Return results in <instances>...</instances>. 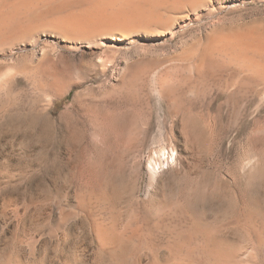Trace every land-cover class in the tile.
Instances as JSON below:
<instances>
[{
	"label": "rangeland",
	"instance_id": "rangeland-1",
	"mask_svg": "<svg viewBox=\"0 0 264 264\" xmlns=\"http://www.w3.org/2000/svg\"><path fill=\"white\" fill-rule=\"evenodd\" d=\"M0 1V264H68L90 249L91 220L110 222L113 209L120 229L141 222L149 155L165 144L181 163L162 176L169 198L205 186L198 204L236 242L235 263L264 264V0H104L126 19L95 20L80 13L96 0L15 13L20 0ZM244 200L255 230L236 226Z\"/></svg>",
	"mask_w": 264,
	"mask_h": 264
},
{
	"label": "bare ground",
	"instance_id": "bare-ground-1",
	"mask_svg": "<svg viewBox=\"0 0 264 264\" xmlns=\"http://www.w3.org/2000/svg\"><path fill=\"white\" fill-rule=\"evenodd\" d=\"M12 1V0H11ZM36 0H20L18 3H15L13 6H10V13H15L18 12L21 8L23 7H28L30 6L33 2ZM91 1V0H90ZM94 1V0H93ZM98 1V2H97ZM112 1V0H110ZM117 3V0H114ZM171 1V0H170ZM1 2V1H0ZM77 2V1H76ZM129 2V1H127ZM162 2V1H161ZM75 3V2H74ZM94 4L90 7H84L87 8L83 13L81 11V17L83 19H87L85 17L90 16L95 20V18H100V16L104 18V15H111L116 19V18H124L126 13V10H121L122 8H117L119 10L116 11V5L114 4L113 6L114 9H112V3L109 4L107 1L105 2L96 0L93 2ZM132 3V2H131ZM130 3V4H131ZM149 3V2H148ZM92 4V3H91ZM120 5V4H119ZM139 6V4H137ZM152 5V4H151ZM177 5V4H176ZM80 6V5H79ZM126 6V4H125ZM129 6V5H128ZM144 6V4H143ZM155 4L153 5V7ZM175 6V5H174ZM9 7V6H8ZM80 7V9H83ZM124 7V6H123ZM152 7V8H153ZM144 8V7H141ZM155 8V7H154ZM165 8V7H164ZM137 9V8H136ZM167 9V8H166ZM24 10V9H23ZM148 10V9H147ZM22 11V10H21ZM137 11V10H136ZM142 11V10H141ZM1 12V11H0ZM74 12V11H73ZM128 12V9H127ZM135 11H133L134 13ZM140 12V10H139ZM22 13H24L22 11ZM124 13V14H123ZM159 13V12H158ZM129 14V12H128ZM12 15V14H11ZM16 15V14H15ZM19 15V14H18ZM64 15V14H63ZM71 15V13H70ZM87 15V16H85ZM117 15V16H116ZM132 15V14H131ZM99 16V17H98ZM110 16V17H112ZM138 16V15H137ZM0 17H6V16H1ZM15 17V16H14ZM13 17V18H14ZM21 17V15H20ZM23 17V15H22ZM110 18L109 16H107ZM16 18V17H15ZM14 18V19H15ZM71 18V17H70ZM69 18V19H70ZM106 18V19H108ZM22 19V18H21ZM63 19V18H62ZM68 19V18H67ZM80 17L78 18V20ZM106 19L104 22H106ZM126 19V17H125ZM142 19V18H141ZM7 20V18H5ZM13 20V19H12ZM77 20V21H78ZM124 20V19H122ZM128 20V19H127ZM130 20V19H129ZM15 21V20H14ZM91 21V20H90ZM102 21V19H101ZM111 21V19H110ZM109 20L107 22H110ZM113 21V20H112ZM115 21V20H114ZM113 21V22H114ZM141 21V20H140ZM76 22V21H75ZM103 22V21H102ZM119 22V21H118ZM121 22V21H120ZM6 23V22H5ZM18 23V22H17ZM21 23V22H20ZM25 23V22H24ZM83 23V22H82ZM11 24V23H10ZM76 24V23H75ZM108 24V23H107ZM119 24V23H118ZM22 25V24H21ZM65 25H68L66 23ZM2 26V25H1ZM17 26V25H16ZM15 26V27H16ZM23 26V25H22ZM14 27V28H15ZM27 27V26H26ZM79 27V25H78ZM8 28V27H7ZM10 28V27H9ZM118 28V27H117ZM87 29V27L85 28ZM6 30V29H5ZM118 30H120L118 28ZM92 31V30H91ZM121 32L124 31L123 29L120 30ZM77 32V31H76ZM237 32V31H236ZM240 32V31H239ZM233 33V32H232ZM251 33V32H250ZM86 34V33H85ZM79 35V34H78ZM228 35V34H227ZM240 35V34H238ZM86 36V35H85ZM90 36V35H89ZM233 36V35H232ZM235 36V35H234ZM246 36V35H245ZM252 36V35H251ZM81 37V36H79ZM78 37V38H79ZM224 37V36H223ZM240 37V36H239ZM253 37V36H252ZM251 37V38H252ZM221 38V37H220ZM219 39V38H218ZM224 39V38H223ZM228 39V38H227ZM235 39V38H234ZM240 39V38H239ZM80 40V39H79ZM226 40V38H225ZM232 40V39H231ZM251 40V39H250ZM133 41V40H132ZM224 41V40H223ZM74 42V41H73ZM217 42V40H216ZM215 43V42H214ZM218 43V42H217ZM221 43V42H219ZM253 43V42H252ZM251 43V44H252ZM212 44V43H211ZM216 44V43H215ZM231 45V43H230ZM223 46V45H222ZM227 46V45H226ZM224 46V47H226ZM250 46V45H249ZM223 47V48H224ZM229 48V46H227ZM237 47V46H236ZM258 47V46H257ZM264 47V46H263ZM234 48V47H233ZM249 48V47H248ZM260 48V47H259ZM258 48V49H259ZM206 49V48H205ZM210 49V48H209ZM226 49V48H225ZM227 50V49H226ZM231 50V49H230ZM236 50V49H235ZM263 51V50H262ZM218 52V51H217ZM230 52V51H229ZM228 52V53H229ZM239 52V51H238ZM237 52V53H238ZM260 52V51H259ZM223 54V52H221ZM227 53V52H226ZM248 53V52H247ZM217 54V53H215ZM240 54V53H239ZM263 54V53H262ZM211 55V53L209 54ZM219 55V54H218ZM217 55V56H218ZM227 55V54H226ZM206 56V55H205ZM232 56V55H230ZM235 56V55H234ZM210 57V56H209ZM237 57V56H236ZM238 58V57H237ZM207 59V58H206ZM205 59V60H206ZM219 59V58H217ZM221 59V58H220ZM216 60L208 58V61ZM237 59H235L236 61ZM239 60V59H238ZM203 61V60H202ZM206 60V63L208 62ZM231 62V60H229ZM194 62V61H193ZM226 64L227 60L223 61ZM219 64L220 66L224 64ZM233 62V61H232ZM245 62V61H244ZM205 63V62H203ZM203 63H190L189 67L191 69H194L195 72L200 76L202 75V70H203ZM210 63V62H209ZM210 63V64H211ZM215 62H213L214 64ZM139 64V63H138ZM218 64V63H215ZM238 64V63H237ZM228 65V64H227ZM224 65V66H227ZM239 65V64H238ZM236 65L235 67H237ZM247 65V64H246ZM250 65V64H248ZM219 66V67H220ZM221 66V67H222ZM240 66V65H239ZM187 67V66H186ZM188 67V68H189ZM211 67V66H210ZM214 67V66H213ZM217 67V66H216ZM220 67V68H221ZM242 67V66H241ZM257 67V66H256ZM262 68L264 67L263 65L261 66ZM239 68V67H237ZM252 68V66H251ZM254 68V67H253ZM225 69V68H224ZM244 69V68H243ZM129 70V69H128ZM147 70V69H145ZM260 70V69H259ZM214 71V70H213ZM240 71V69L238 70ZM251 70H248V73ZM255 71V69H254ZM236 72V71H235ZM260 72V71H259ZM263 72V71H261ZM143 73V71H142ZM146 73V72H145ZM144 73V74H145ZM204 73V72H203ZM247 73V74H248ZM254 73V72H253ZM140 74V73H139ZM152 74V73H151ZM133 75V74H132ZM136 74L135 76H137ZM142 75V74H141ZM146 75V74H145ZM254 75V74H253ZM250 75H246L248 77V80L251 78L252 81L256 80L254 77L257 75L255 73L254 77ZM264 75V74H263ZM131 76V74H130ZM134 77V76H132ZM246 77V78H247ZM250 77V78H249ZM258 77V76H256ZM260 78H262L260 76ZM132 80V78H130ZM136 78H133V80ZM264 79V78H262ZM228 80V79H227ZM205 81V80H204ZM214 81V80H213ZM229 81V80H228ZM235 81V80H234ZM258 81V80H257ZM264 81V80H263ZM122 83H125L124 79L121 81ZM130 82V81H129ZM132 82V81H131ZM138 82V81H137ZM256 82V81H255ZM210 83V82H209ZM238 83L239 80H238ZM134 83H132L133 85ZM163 84V82H162ZM194 84V83H193ZM120 85V84H119ZM130 85V84H129ZM166 85V84H165ZM208 85V82H207ZM125 86V85H124ZM163 86V85H162ZM227 86V85H226ZM229 86V85H228ZM238 86V85H236ZM126 87V86H125ZM138 87V86H137ZM239 87V86H238ZM237 87V88H238ZM123 88V87H122ZM136 88V87H135ZM197 88V87H196ZM165 89V87H164ZM170 89V88H169ZM200 90V89H199ZM245 91V90H244ZM112 115V114H111ZM104 117V116H103ZM99 119V118H98ZM121 119V118H120ZM109 120V119H108ZM117 120V119H116ZM103 122V121H102ZM129 122V121H128ZM121 125L120 123H118ZM133 124V123H131ZM123 125V124H122ZM101 126V125H100ZM110 126V125H109ZM126 126V125H125ZM130 126V125H129ZM123 127V126H122ZM121 127V128H122ZM186 127V126H184ZM183 127V128H184ZM205 127V126H204ZM209 127V126H208ZM194 128V127H193ZM207 128V127H206ZM107 130V129H106ZM118 133V132H117ZM203 134V133H202ZM187 135V134H186ZM211 136V135H210ZM119 137V136H118ZM125 137V136H123ZM114 138V137H113ZM213 138V137H212ZM143 139V138H142ZM115 141V140H114ZM125 141V140H124ZM123 141V142H124ZM118 142V140H117ZM120 142V141H119ZM96 143V142H95ZM169 143V142H168ZM135 144V141H134ZM137 144V143H136ZM118 144H116L117 147ZM121 145V144H120ZM119 145V146H120ZM193 145V144H192ZM114 146V145H113ZM112 146V147H113ZM115 147V148H116ZM114 148V149H115ZM119 148V147H118ZM201 149V148H200ZM93 151V149H92ZM177 148L173 144H165L164 146H161L159 148H154L153 151L149 155V165H148V170H149V186L147 189V198L144 202L145 205L143 208L145 209V213H148L144 215L145 218L140 222L138 220L135 221L136 226L132 227V223H129L130 228L126 227L123 229L119 228V221L118 217H113L115 215V211L111 212V217L113 218L112 221L106 222L105 219H103V216L99 217L98 219H92L91 220V226H92V231L89 235V248L88 250L84 249V247H81L80 253L77 255L74 253L73 255H68L66 257V260L68 264H100L101 257L108 258L109 261L111 262L110 264H236L235 263V258L239 255V252L236 247V242L228 239L226 236V230L224 225L218 224L216 221L210 220L208 214L206 213V209L202 206V204L199 201L203 200L204 196L203 195H208L206 194L205 186L201 187L204 188L200 190L199 194L196 192L189 191V188H182V190L178 193L179 196L177 197L176 200H171L169 198L167 189L163 190L162 185H161V179L163 174L171 171L172 169H175L179 164H181L178 161V155H177ZM82 152V151H81ZM116 153V152H115ZM107 154V153H105ZM257 156V155H256ZM87 157V156H86ZM107 158V157H106ZM259 160V159H258ZM79 161V160H78ZM181 161V160H180ZM261 161V160H259ZM102 162V161H101ZM88 163V162H87ZM139 163V161L137 162ZM253 163V162H252ZM255 164V163H254ZM84 165V164H83ZM79 166V165H78ZM82 166V165H81ZM80 166V167H81ZM106 166V165H105ZM254 166V165H253ZM107 167V166H106ZM82 168V167H81ZM96 169V168H95ZM83 170V169H82ZM98 170V169H97ZM109 171V169L107 170ZM85 172V171H84ZM105 172V171H104ZM182 172V171H181ZM170 173V172H169ZM93 174V173H92ZM104 174V173H103ZM109 174V172H108ZM173 174V173H172ZM181 174V173H180ZM175 175V174H174ZM110 177V175L108 176ZM104 179V178H103ZM110 179V178H109ZM175 179V177H174ZM102 180V179H101ZM109 182V180H107ZM176 181V180H175ZM203 181V180H202ZM101 183V182H100ZM174 183V182H173ZM95 184V183H94ZM172 184V183H171ZM105 185V184H104ZM175 185V184H174ZM173 185V186H174ZM177 185V184H176ZM100 186V185H99ZM103 186V185H101ZM104 187V186H103ZM171 187V186H170ZM187 187V186H186ZM212 187V186H210ZM176 188V186H175ZM94 189V188H93ZM100 189V188H99ZM170 189V188H169ZM79 191V189L77 188ZM103 190V189H102ZM198 189H196L197 191ZM209 190V188H208ZM213 190V189H212ZM76 191V189H75ZM116 191V190H115ZM125 191V190H124ZM166 191V192H165ZM211 191V190H210ZM103 192H105L103 190ZM126 192V191H125ZM218 192V191H217ZM71 193V192H70ZM106 193V192H105ZM103 193V194H105ZM119 194V192H117ZM214 193V192H213ZM99 194V193H98ZM115 194V193H113ZM121 194V193H120ZM119 194V195H120ZM171 194V193H170ZM99 195H102L101 192ZM108 195V194H107ZM112 195V194H111ZM119 195H116L114 197H118ZM103 196V195H102ZM109 196V195H108ZM168 196V197H167ZM212 197V196H211ZM245 197V195H244ZM82 198V197H81ZM80 198V201H81ZM97 198V197H96ZM108 198V197H107ZM113 197H111L112 199ZM99 199V198H98ZM214 199V198H213ZM102 201V198L99 199L98 201ZM248 200V199H247ZM247 200H244V204L242 203V210L244 212L241 214L242 217L239 216V218L236 221V226L241 228V231L247 230L249 231L251 228L255 230V220L252 219L253 212L252 211V204L248 203ZM106 201V200H105ZM109 201V200H108ZM113 201L115 199L113 198ZM112 201V202H113ZM209 201V200H208ZM40 203V201H38ZM87 202V201H86ZM97 202V201H96ZM80 203V202H79ZM93 203V202H92ZM107 203V202H106ZM78 204V203H77ZM82 204V203H81ZM98 204V203H97ZM117 204V202H116ZM196 204L198 206L200 205V211L197 210ZM100 205V204H98ZM113 205H115L113 203ZM80 206V204H79ZM91 206V205H90ZM126 206V205H125ZM136 206V205H135ZM101 207V206H100ZM115 207V206H114ZM99 208V207H98ZM107 208V207H106ZM223 208V207H222ZM221 208V209H222ZM255 208V207H254ZM89 209V208H88ZM105 209V208H104ZM196 209V210H195ZM211 209V208H209ZM257 209V207L255 208ZM253 209V210H255ZM82 210V209H81ZM118 210V207H117ZM116 210V211H117ZM260 210V209H259ZM103 211V210H102ZM121 211V210H120ZM135 211V210H134ZM133 211V212H134ZM227 211V210H226ZM257 211V210H255ZM209 212V211H208ZM40 213V212H39ZM77 212H75L76 214ZM82 213V212H81ZM92 213V212H91ZM132 213V212H131ZM181 213L182 218L180 220H177V217ZM50 214V213H49ZM74 214V211L73 213ZM97 214V213H96ZM101 214V213H100ZM135 214V212H134ZM19 215V214H18ZM69 215V214H68ZM67 215V216H68ZM77 215V214H76ZM90 215V214H89ZM212 215V214H211ZM71 216V215H70ZM75 216V215H74ZM93 216V215H92ZM127 216V215H126ZM171 216V217H170ZM217 216V215H216ZM90 217V216H89ZM88 217V218H89ZM215 217V216H214ZM259 217V216H257ZM68 218V217H67ZM72 218V216H71ZM106 218V216H105ZM151 218V219H150ZM256 218V217H253ZM62 219V218H61ZM91 219V218H90ZM218 219V218H216ZM69 220V219H68ZM254 220V221H252ZM41 221V220H40ZM44 222V221H43ZM232 222V221H231ZM257 222V221H256ZM255 222V223H256ZM264 222V221H263ZM60 223V222H59ZM67 223V222H66ZM79 223V222H78ZM121 224V223H120ZM128 225V224H127ZM132 225V226H131ZM48 226V225H47ZM122 226V225H121ZM46 227V226H45ZM83 227V226H82ZM81 227V228H82ZM128 228V229H127ZM165 230V232H168V237H166V240L163 241V247L167 251V255L163 256V258H160L158 255V250L162 247L158 242L155 241V236L158 235L160 230ZM258 229V228H257ZM256 229V230H257ZM52 230V229H51ZM50 230V231H51ZM82 230V229H81ZM161 230V231H162ZM89 231V230H88ZM160 231V232H161ZM55 232V230L53 231ZM57 232V231H56ZM158 232V233H157ZM164 232V233H165ZM44 233V232H43ZM165 233V234H166ZM258 233V232H257ZM25 234V233H24ZM85 234V233H84ZM157 234V235H156ZM245 234V233H244ZM254 234V233H253ZM229 235V234H227ZM160 236V235H159ZM59 237V236H58ZM82 237V235H81ZM158 239V237H156ZM52 239V238H51ZM251 239V238H250ZM26 240V239H25ZM161 242V241H160ZM264 242V241H263ZM14 243V242H13ZM17 243V242H16ZM87 243V242H86ZM249 243V241L247 242ZM251 243V242H250ZM37 244V243H36ZM74 244V243H73ZM30 245V244H29ZM86 245V244H85ZM244 245V244H243ZM76 246V245H75ZM83 246V245H81ZM32 247V246H31ZM63 247V246H62ZM88 247V246H87ZM162 247V250L165 251V249ZM246 247V246H245ZM30 248V247H29ZM247 248V247H246ZM8 249V248H7ZM33 249V248H32ZM35 249V247H34ZM20 250V249H19ZM243 250V249H242ZM31 251V250H30ZM34 251V250H32ZM44 252V251H43ZM34 253V252H33ZM78 253V252H77ZM161 253V252H160ZM166 253V252H165ZM62 254V253H61ZM30 255V254H29ZM50 255V254H49ZM107 255V257H106ZM37 257V256H36ZM23 258V257H22ZM36 260V259H35ZM61 260V259H60ZM104 260V259H103ZM27 261V260H25ZM55 261V260H54ZM57 261V260H56ZM32 262V261H31ZM102 262V260H101ZM105 262V261H104ZM26 263V262H24ZM20 263V259H16L14 264H24ZM30 263V262H29ZM66 263V261H65Z\"/></svg>",
	"mask_w": 264,
	"mask_h": 264
}]
</instances>
